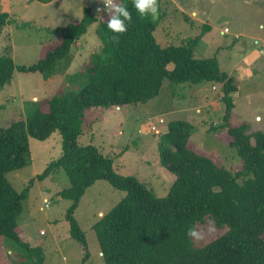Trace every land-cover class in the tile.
Returning a JSON list of instances; mask_svg holds the SVG:
<instances>
[{
    "label": "trees",
    "instance_id": "1",
    "mask_svg": "<svg viewBox=\"0 0 264 264\" xmlns=\"http://www.w3.org/2000/svg\"><path fill=\"white\" fill-rule=\"evenodd\" d=\"M118 4L132 13V22L119 35V43L110 39L116 34L107 28L109 16L97 18L85 7L82 18L63 25L60 40L36 63L16 65L11 56H0V90L15 69L37 71L49 78L61 61L70 62L72 47L96 23L98 48L90 56L86 84L79 90L55 94L43 104L33 100L26 107L25 119L0 126V237L15 242L18 254L26 256L27 262L44 263L41 245L30 244L17 230L16 216L28 185L17 191L6 173L29 164L28 138L44 141L58 131L62 154L38 176L59 168L67 172L70 185L59 193L72 199L65 217L70 235L84 249L87 243L75 209L85 188L104 179L127 191L92 225L104 264H264V126L253 129L244 119L232 123L233 78L221 70L216 57H195L196 38L162 45L155 36L157 20L142 17L133 0H119ZM8 22L9 12L0 0V32ZM170 63L173 66L168 68ZM164 78L174 83L222 84L220 99L225 111L222 122L214 127H225L227 143L240 160L234 171L227 169L219 159L189 145L193 127L189 120L171 119L161 134L166 143H160L159 162L175 178L167 193L158 197L146 181L117 172L114 157L93 145H80L79 138L86 110L148 102L159 93ZM210 220L227 224L228 230L194 246L189 231L195 232L198 223ZM4 246L7 249L1 256L6 254L7 259L11 251L9 245Z\"/></svg>",
    "mask_w": 264,
    "mask_h": 264
},
{
    "label": "rangeland",
    "instance_id": "2",
    "mask_svg": "<svg viewBox=\"0 0 264 264\" xmlns=\"http://www.w3.org/2000/svg\"><path fill=\"white\" fill-rule=\"evenodd\" d=\"M1 4L9 12V22L0 32V56H11L16 65L28 66L42 58L60 40L62 26L78 22L85 7L97 18L108 16L106 11L96 12L105 7L102 0H1ZM157 4V40L162 45H179L196 38L195 57H216L221 70L233 78L232 123L244 119L253 129L262 128L264 0H157ZM95 28L96 23L88 27L72 47L70 62L61 61L49 78L37 71H13L9 83L0 90V126L25 119L26 107L33 100L43 104L55 94L79 90L86 84L90 56L98 48ZM172 66L170 63L168 68ZM221 94L222 84L218 82L174 83L164 78L159 93L148 102L86 110L79 144L93 145L114 157L117 172L146 181L156 196H164L175 175L160 164L159 146L166 143L161 134L171 119L183 118L193 124L189 140L193 148L211 154L231 171L238 166L240 159L227 143L225 127H214L222 122L225 111ZM28 146L29 164L6 173L17 191L28 185L22 210L16 216L19 234L30 244L41 245L43 264H104L92 225L127 191L104 179L94 180L85 188L75 209L87 243L84 249L70 235L65 217L72 199L59 193L70 185L67 172L59 168L38 176L60 158L61 134L53 132L44 141L30 137ZM227 230V224L218 225L212 220L198 223L193 244L202 246ZM4 244L9 245L10 262L9 256H1L7 249ZM18 253L15 242L0 237V264H34Z\"/></svg>",
    "mask_w": 264,
    "mask_h": 264
},
{
    "label": "clouds",
    "instance_id": "3",
    "mask_svg": "<svg viewBox=\"0 0 264 264\" xmlns=\"http://www.w3.org/2000/svg\"><path fill=\"white\" fill-rule=\"evenodd\" d=\"M104 8H97V14L106 11L109 19L107 28L115 33L110 39L114 43H119V35L127 31V25L132 22V13L122 4H118L115 0H102ZM133 6L136 11L143 17L150 15L153 20L158 18L157 0H133ZM188 235L196 236V233L189 231Z\"/></svg>",
    "mask_w": 264,
    "mask_h": 264
},
{
    "label": "built area",
    "instance_id": "4",
    "mask_svg": "<svg viewBox=\"0 0 264 264\" xmlns=\"http://www.w3.org/2000/svg\"><path fill=\"white\" fill-rule=\"evenodd\" d=\"M159 122L162 123V120H160ZM153 128L155 129V131H159V128H155V127H153ZM46 202H47V205H49V200L47 198H46Z\"/></svg>",
    "mask_w": 264,
    "mask_h": 264
},
{
    "label": "crops",
    "instance_id": "5",
    "mask_svg": "<svg viewBox=\"0 0 264 264\" xmlns=\"http://www.w3.org/2000/svg\"><path fill=\"white\" fill-rule=\"evenodd\" d=\"M20 237H22L23 238V236L22 235H20ZM24 239V238H23ZM32 245H34V244H32Z\"/></svg>",
    "mask_w": 264,
    "mask_h": 264
}]
</instances>
